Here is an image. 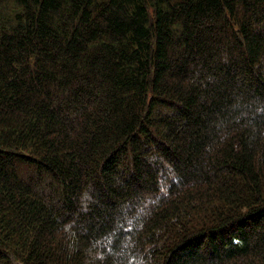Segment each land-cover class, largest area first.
Returning a JSON list of instances; mask_svg holds the SVG:
<instances>
[{
    "label": "trees",
    "instance_id": "trees-1",
    "mask_svg": "<svg viewBox=\"0 0 264 264\" xmlns=\"http://www.w3.org/2000/svg\"><path fill=\"white\" fill-rule=\"evenodd\" d=\"M0 264H264V0H0Z\"/></svg>",
    "mask_w": 264,
    "mask_h": 264
}]
</instances>
